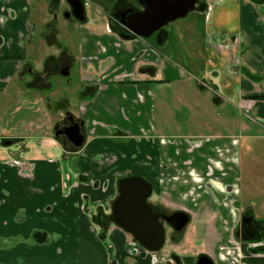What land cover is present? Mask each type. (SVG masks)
Listing matches in <instances>:
<instances>
[{
    "label": "crops",
    "instance_id": "obj_1",
    "mask_svg": "<svg viewBox=\"0 0 264 264\" xmlns=\"http://www.w3.org/2000/svg\"><path fill=\"white\" fill-rule=\"evenodd\" d=\"M205 2L202 27L193 20L162 43L124 40L104 21L83 28L79 80L58 87L64 99L54 104L29 95L73 70L59 73V53L34 62L36 50L48 54L50 1L0 0V264H153V256L126 254L121 231L108 235L105 215L128 175L149 180L160 204L190 215L179 243L163 253L184 264L202 254L215 264H264L234 234L244 150L264 140V3ZM24 103L40 116H23ZM66 115L83 124L86 141L75 152L52 134ZM34 230L49 240L36 243Z\"/></svg>",
    "mask_w": 264,
    "mask_h": 264
},
{
    "label": "flooded vegetation",
    "instance_id": "obj_2",
    "mask_svg": "<svg viewBox=\"0 0 264 264\" xmlns=\"http://www.w3.org/2000/svg\"><path fill=\"white\" fill-rule=\"evenodd\" d=\"M50 1V10H53V16L55 13H57L59 16H61L63 18V20H68L70 22H73L72 20L75 19L78 22H83L84 24L79 25L78 29H77V35L81 38V30L83 28H87V29H91L90 27H88L87 25L88 23V17H87V11L91 12L89 14L93 15V9L95 8V6L97 4V8L95 11H100V13H102L104 15V22H106V26L117 35L120 38L124 39V40H130L132 38L137 37L136 35L132 34L127 28L130 25V22L132 21L133 15L135 16H141L143 15L147 10H148V6L146 4V0H106L108 3H112V6L110 7V13H106L104 10L105 8L103 6L100 5V3L95 4L92 0H81L84 4L85 7V20L81 21L79 19H76V17L74 16L73 13V8L71 7V5L69 4V2L67 0H49ZM101 1V0H100ZM99 1V2H100ZM105 1V0H104ZM170 2V0H168ZM255 2H259L261 4L264 3V0H254ZM64 4H66V9L63 11L62 9L64 8ZM206 2L205 0H198L197 4H196V8L193 9L190 12H200V11H205L207 8L205 7ZM93 7L92 11L90 10V8ZM102 10H101V7ZM59 9L60 13L57 12ZM109 10V9H108ZM102 11V12H101ZM96 13V16H98L95 25H91L92 28L97 26L98 23H102V21L99 19L100 16ZM52 14V13H51ZM189 15V13H188ZM187 15V16H188ZM52 16V18H53ZM186 16V17H187ZM58 17V16H57ZM184 17V18H186ZM183 19V18H181ZM53 22V19H51ZM180 20V19H178ZM176 20V21H178ZM97 21H101V22H97ZM174 21V22H176ZM62 22V21H61ZM173 22H170L169 24H171ZM59 24V23H56ZM165 28V27H164ZM163 29H161L160 31L154 33L152 36H150L147 39H152L154 40L156 43H162L164 41V39L167 37V31H165ZM113 29H116L115 31ZM110 32V30H109ZM141 38V37H139ZM144 39V38H143ZM76 42V48L78 49V44L79 41L77 39H75ZM78 51V50H77ZM76 51V52H77ZM62 51L59 52V55H61ZM74 57V56H73ZM76 57V55H75ZM74 57V58H75ZM69 65V64H68ZM66 65V67H63L60 69L59 73L61 74H68L71 70L72 67L69 68V66ZM79 65V62H78ZM75 125H78L81 128V133L84 135V131H83V124L80 121H77L75 119V117L71 116V115H66L63 119L59 120L54 127V130L52 132L53 137L55 140H57L60 144H62V146L64 147V149L66 150V152H75L78 149L82 148L85 144L86 141V137H85V141L83 143L82 146L77 147L69 137H67V135L65 134V131L70 129L69 131L71 133H73L74 129H75ZM14 143L13 140H7L5 142L6 145H12ZM130 177H140L143 178L141 176H135V175H128L125 176L123 178H121L119 180V184H118V194L115 197L114 201L112 202V207H111V211L110 214L108 216L105 215L106 218V224L108 225V235L111 233L112 230H119L121 231L126 238L127 241V255H129L132 258H141V257H145V256H153L152 259V263L153 264H184V262L182 263V261L180 260L179 257H174L172 253H163V251H165L166 249L172 247L173 245H176L179 243V241L181 240L179 236L182 234L190 225L191 223V218L190 215L188 213L182 212V211H178V210H171L166 208L164 205L160 204L157 201V193H156V188L155 186L147 179H145L146 181H148L152 187H153V192L151 194V196L148 198L147 202L148 204L155 209L159 214L160 217L162 218V220H165L164 224H165V228H166V243L163 247V249L159 252H152L149 251L147 248H145L143 245H141L134 237L132 234L128 233L127 231H125L122 227L118 226L115 221H114V216H113V208H114V204L116 199L119 197L120 195V181L126 179V178H130ZM89 186H94L96 185V182L94 181H90L88 182ZM104 190H106L107 187H102ZM87 194H82L81 195V200H82V205L81 206V210L84 213H87V211L90 210V208L87 205ZM180 215V214H185L188 217V221L185 224V227L180 230L177 231L175 229V227H180V225L182 224V221L184 220L183 217H176L175 215ZM97 217H99V215H101L100 212L97 213ZM165 217H170V223L166 221ZM104 223V224H105ZM235 240L243 245L245 243H247L248 245V250H249V254L250 255H254L256 254H264V217H259L254 209L251 207H248L247 209H242L241 212V216L239 219V223L238 226L235 230ZM32 238L34 239V241L38 244H44L46 243L49 239V236L46 232L44 231H38V230H34L33 234H32ZM22 240L23 238L21 236H14L12 237V244H14V248L18 247L19 245L22 244ZM168 244V247L166 248ZM11 249L12 251L15 250L13 248H8ZM222 250H224V248H222ZM207 257L209 258L213 264H215V262L206 254H202L198 257L197 260V264L199 263V260L203 257ZM240 258V260L242 259L241 256H238Z\"/></svg>",
    "mask_w": 264,
    "mask_h": 264
},
{
    "label": "water",
    "instance_id": "obj_3",
    "mask_svg": "<svg viewBox=\"0 0 264 264\" xmlns=\"http://www.w3.org/2000/svg\"><path fill=\"white\" fill-rule=\"evenodd\" d=\"M73 8L76 19L85 20V7L81 0H67ZM198 0H146L148 10L141 16H134L128 30L144 39L166 27L170 22L184 18L196 8ZM73 133L65 131L67 137L80 147L85 141L81 128L75 125ZM120 195L116 199L113 216L115 223L133 237L145 248L152 252H159L166 243L165 220L147 202L153 192L152 185L143 178L130 177L120 181ZM183 217L177 231L185 227L188 217L185 214L175 215ZM170 223V217H165ZM198 264H213L203 256Z\"/></svg>",
    "mask_w": 264,
    "mask_h": 264
},
{
    "label": "rangeland",
    "instance_id": "obj_4",
    "mask_svg": "<svg viewBox=\"0 0 264 264\" xmlns=\"http://www.w3.org/2000/svg\"><path fill=\"white\" fill-rule=\"evenodd\" d=\"M92 1L95 4L100 3V5L105 8L104 11L107 14L110 13V7L112 6V3H108L106 0L105 1L104 0H101V1L100 0H92ZM97 5H99V4H97ZM97 5L95 6L94 9H93L94 6H92L90 8L91 11L93 9V15L89 14L91 12L87 11V17H88V23H89L87 26L90 28H92L91 25H95V22L98 18V16H96L95 12H97V14L100 16L99 19L101 21H104L103 20L104 15L102 14L103 12L101 11L102 13H100L99 10H98L99 12L95 11L97 8ZM66 8H67L66 4H64V8L62 10L64 11ZM60 10L61 9H59L57 12L60 13ZM101 10H102V7H101ZM53 13H54L53 10H50L49 21H46L44 23L43 28H42V32L44 35L50 31V28L52 29L50 31V33L46 36V40H47V44H48V54H45L42 51L36 50L37 53L35 55L34 62L39 63V65H40L41 62L45 58L54 57L53 54L58 55V53L62 51L63 54L61 53V60H60V63H62V67H66L65 62H67L69 64L68 65L69 68L73 66V70H72V74L70 77H65V76L58 77L57 76V77L51 78L50 81L53 84V86L47 90L45 88L31 89L29 95L32 94V99L36 100L35 102H37V103L38 102L44 103L43 100H47V103H54V104L55 103H63L62 99H64V97L61 96L62 90H59L58 87L64 86L65 88L69 89V87H70L69 83L71 81L74 82V85H77V82L79 80V76L77 74L78 70H79V65H78V63H76V59L74 58L75 55H77V53H76V51H77L76 42L77 41L75 39H77L79 41L80 37L77 35V33H78L77 29H78L79 25H82L84 23L78 22L75 19L72 20L73 22H70L68 20L66 21V20H63V18L61 16H59L57 13H55L53 16ZM52 16H53V18H52ZM51 19H53L54 23H51L52 22ZM193 20L196 21L195 25L197 27H199V26L202 27L203 21H204V16H203V14L201 15L198 12H189V15L186 18H183V19H180L176 22L168 24L164 28V30L169 31V35H170V31H171L172 37H178L180 35V31H182V29H183V26L189 25L190 22ZM101 21H97V22H101ZM56 23H59V24H56ZM104 23H105V25L107 24L106 22H104ZM40 24H42V23H40ZM39 25L37 26V31H36V37L37 38L39 37V30H40ZM178 30H180V31H178ZM50 35H52V36H50ZM199 35H201V33ZM152 39H155V38H152ZM166 52H170V47L166 48ZM70 53L74 57L72 56V59H69L68 61L63 60ZM54 59H55V57H54ZM60 81H62V82H61L60 86H58L57 84ZM51 91H53L55 95L52 94ZM34 94H37V96L35 95V97H33ZM27 95L28 94L24 95L25 98L27 97ZM28 101H29V99H26V102H28ZM24 107H26L27 110L25 113H23L24 114L23 116H29V119H33L36 116H40L39 113L37 114V111L35 110L36 108H33L32 110L29 111L28 106L25 105V103H24ZM41 115H42V113H41ZM14 116H15V111H13L11 113V119H13ZM250 143H251V145L250 146L248 145L249 150H247V148H245V150H244L245 153H244V157H243V163L241 166L240 180L242 183V188L244 190V193H243V198H242V201L240 203V206L243 210L252 206L255 213L259 217L263 218L264 217V200L262 199L261 195H264V140L263 141L252 140V141H250ZM257 189H260L262 192H260V190H257ZM255 195L258 197H256ZM167 247H168V244H167L166 248Z\"/></svg>",
    "mask_w": 264,
    "mask_h": 264
},
{
    "label": "trees",
    "instance_id": "obj_5",
    "mask_svg": "<svg viewBox=\"0 0 264 264\" xmlns=\"http://www.w3.org/2000/svg\"><path fill=\"white\" fill-rule=\"evenodd\" d=\"M116 29H114V31H115ZM116 32V31H115Z\"/></svg>",
    "mask_w": 264,
    "mask_h": 264
}]
</instances>
